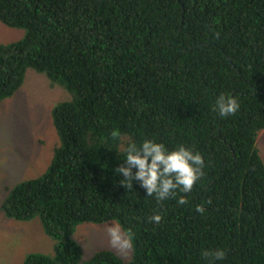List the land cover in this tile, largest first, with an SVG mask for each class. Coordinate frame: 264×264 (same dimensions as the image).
<instances>
[{
	"label": "trees",
	"instance_id": "16d2710c",
	"mask_svg": "<svg viewBox=\"0 0 264 264\" xmlns=\"http://www.w3.org/2000/svg\"><path fill=\"white\" fill-rule=\"evenodd\" d=\"M0 21L24 30L0 44V104L30 69L73 95L53 111L46 172L2 207L54 239L23 264H264V0H0ZM221 94L238 99L235 115L215 111ZM145 138L203 156L191 192L157 202L119 183L126 142ZM111 221L133 238L130 261L106 250L83 261L79 226ZM216 249L223 260L202 255Z\"/></svg>",
	"mask_w": 264,
	"mask_h": 264
},
{
	"label": "rangeland",
	"instance_id": "374dc122",
	"mask_svg": "<svg viewBox=\"0 0 264 264\" xmlns=\"http://www.w3.org/2000/svg\"><path fill=\"white\" fill-rule=\"evenodd\" d=\"M23 36L24 30L0 21V44L17 42ZM72 98L64 85H53L45 74L30 69L19 91L0 104V264H23L28 254L48 255L54 249V239L46 235L39 218L31 222L10 219L2 207L16 185L46 172L60 142L53 111ZM257 147L264 160V130L259 133ZM110 225L120 227L116 221L79 226L74 238L83 249V261L90 260L99 249L96 240L130 261L133 249L124 254L111 245Z\"/></svg>",
	"mask_w": 264,
	"mask_h": 264
},
{
	"label": "clouds",
	"instance_id": "9594fccd",
	"mask_svg": "<svg viewBox=\"0 0 264 264\" xmlns=\"http://www.w3.org/2000/svg\"><path fill=\"white\" fill-rule=\"evenodd\" d=\"M214 108L220 117H227L239 111L240 103L233 95L221 94ZM110 135L113 140L124 143V137L119 129H114ZM123 159L124 163L115 169V175L122 177L119 183L129 189L133 188L134 182H139L146 190L147 197L154 196L157 202L176 198L179 193L191 192L203 175L205 163L198 151L184 145L169 150L164 143L147 138L139 144L127 141L123 149ZM177 203L186 204L187 197L179 196ZM197 210L203 212L201 206H197ZM149 219L158 225L162 222L163 216L156 213ZM107 231L111 245L122 253L127 254L134 247L132 236L123 232L119 226L110 225ZM96 242L100 246L97 252L109 251L105 248L106 244L102 247L101 240ZM202 255L213 256L216 261H221L225 258L226 252L224 249H216L214 252L204 250Z\"/></svg>",
	"mask_w": 264,
	"mask_h": 264
}]
</instances>
